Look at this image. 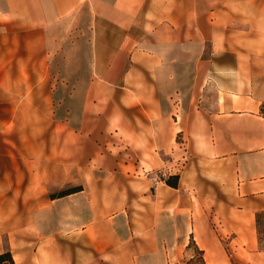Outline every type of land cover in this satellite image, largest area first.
Listing matches in <instances>:
<instances>
[{
    "label": "crops",
    "instance_id": "crops-1",
    "mask_svg": "<svg viewBox=\"0 0 264 264\" xmlns=\"http://www.w3.org/2000/svg\"><path fill=\"white\" fill-rule=\"evenodd\" d=\"M263 102L264 0H0V253L228 264L259 242Z\"/></svg>",
    "mask_w": 264,
    "mask_h": 264
},
{
    "label": "rangeland",
    "instance_id": "rangeland-1",
    "mask_svg": "<svg viewBox=\"0 0 264 264\" xmlns=\"http://www.w3.org/2000/svg\"><path fill=\"white\" fill-rule=\"evenodd\" d=\"M19 114H14V117ZM16 130L13 132V150L14 153L18 152V144H16ZM0 132V136H1ZM4 135V134H3ZM147 172H151L150 170ZM68 188V187H66ZM238 242H231V240L225 236L221 240V248L225 251V254L228 256V264H264V249L260 247L258 242L255 247L252 249H244L242 244H240V250L243 252L238 253L235 246ZM200 247L196 243V241L190 240L187 250L185 252L184 261L187 264H203L201 260V255L198 250Z\"/></svg>",
    "mask_w": 264,
    "mask_h": 264
},
{
    "label": "trees",
    "instance_id": "trees-1",
    "mask_svg": "<svg viewBox=\"0 0 264 264\" xmlns=\"http://www.w3.org/2000/svg\"><path fill=\"white\" fill-rule=\"evenodd\" d=\"M261 112L264 115V102L262 103V106H261ZM166 182L173 187H178L179 177L177 175H172L169 178H167ZM78 189L79 187H72V188L68 187L52 195L53 196H56V195L63 196V195L72 193L74 191H77ZM256 223H257L259 244H260V247L264 249V211H260L257 213ZM198 250L200 252L201 260L203 264H207L205 261L204 255H203L204 251L199 248ZM0 264H16L13 254L10 249H6L0 253Z\"/></svg>",
    "mask_w": 264,
    "mask_h": 264
},
{
    "label": "built area",
    "instance_id": "built-area-1",
    "mask_svg": "<svg viewBox=\"0 0 264 264\" xmlns=\"http://www.w3.org/2000/svg\"><path fill=\"white\" fill-rule=\"evenodd\" d=\"M149 178L154 182H158V181H161V180H165L168 176V172H165V171H152V172H149Z\"/></svg>",
    "mask_w": 264,
    "mask_h": 264
}]
</instances>
